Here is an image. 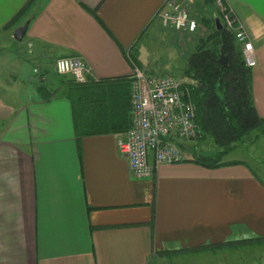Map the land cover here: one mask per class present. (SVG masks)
<instances>
[{"label":"crops","instance_id":"0c3cea01","mask_svg":"<svg viewBox=\"0 0 264 264\" xmlns=\"http://www.w3.org/2000/svg\"><path fill=\"white\" fill-rule=\"evenodd\" d=\"M164 1L0 0V37L12 44L28 21L0 73V264H264V179L250 165H201L177 139L183 161L137 177L118 149L132 125L133 56L148 74H169L152 63L155 37L184 32L161 23ZM216 1L253 45L264 119V0ZM62 56L84 61L110 132L77 137L65 84L51 82Z\"/></svg>","mask_w":264,"mask_h":264},{"label":"built area","instance_id":"2783aa9c","mask_svg":"<svg viewBox=\"0 0 264 264\" xmlns=\"http://www.w3.org/2000/svg\"><path fill=\"white\" fill-rule=\"evenodd\" d=\"M218 5L222 24L234 33L241 45L245 66H255L254 48L246 31L236 25L235 17L221 1H218ZM157 16L164 26L178 31L192 33L198 27L197 20L189 16L186 5L180 0H165ZM54 70L77 82H85L88 72L84 61L78 56L58 57ZM192 80H179L170 74L151 75L137 64H131L132 125L126 131L125 138L117 140V146L128 158L135 176H149L161 163L183 161L184 154L176 140H193L203 136V129L196 120V106L190 98V85L196 83V80Z\"/></svg>","mask_w":264,"mask_h":264},{"label":"trees","instance_id":"16d2710c","mask_svg":"<svg viewBox=\"0 0 264 264\" xmlns=\"http://www.w3.org/2000/svg\"><path fill=\"white\" fill-rule=\"evenodd\" d=\"M200 22L210 33L198 38L195 50L188 57L184 74L196 80L195 84L190 85V98L196 106V120L203 129L202 137L212 138L222 149L214 155H195L189 160L207 167L244 163L240 160L223 161L221 157L234 142L249 133H264V119L257 114L251 94L250 68L244 64L241 45L232 31L223 24L221 29H216L212 16H202ZM221 48L229 59L225 66L218 61ZM133 59L140 66L136 57L133 56ZM125 82L130 83L129 80ZM64 84L61 94L71 104L77 137L110 132L109 129L114 128L115 124H108L96 114L95 105L90 101L91 97L97 95L95 89L98 84L77 82L72 77Z\"/></svg>","mask_w":264,"mask_h":264},{"label":"rangeland","instance_id":"374dc122","mask_svg":"<svg viewBox=\"0 0 264 264\" xmlns=\"http://www.w3.org/2000/svg\"><path fill=\"white\" fill-rule=\"evenodd\" d=\"M203 0H188L187 9L192 17H194L198 22V27L195 32H181L178 35H165L160 37H155L157 47L154 52H152V63L155 67L161 70V72L168 71V73L177 79L192 80L184 74V68L187 66V60L190 53L195 50V45L198 38L205 37L210 33V30L204 26L200 19L201 17L211 16L212 13L215 16H221L219 5L216 3H202ZM208 4V5H205ZM222 23V20H220ZM176 45L173 46V38ZM11 38L1 36L0 37V73L4 76L7 70H10V65L7 61L12 59L14 54H20L15 50L18 42L13 40V43L9 42ZM160 46V47H159ZM22 55V54H21ZM185 64V66H184ZM147 73V70L144 69ZM163 71V72H164ZM157 74V73H155ZM160 74V73H158ZM183 77V78H182ZM52 80L59 85L60 83H65L69 76L59 75L55 72L51 75ZM193 81V80H192ZM130 90V83H129ZM1 94H4L0 90ZM182 141V140H181ZM184 142L189 143L191 146L196 148V155H214L222 149L218 146L212 138L204 136L201 138L193 140H185ZM222 160H240L246 162L250 165L255 172H257L261 178L264 179V133L253 131L248 135L242 137L239 141L234 142L233 146L228 149V152L221 157ZM147 264H152L149 261Z\"/></svg>","mask_w":264,"mask_h":264},{"label":"water","instance_id":"95a60500","mask_svg":"<svg viewBox=\"0 0 264 264\" xmlns=\"http://www.w3.org/2000/svg\"><path fill=\"white\" fill-rule=\"evenodd\" d=\"M214 23L216 26V29H221L223 27L222 23L220 22L219 17L215 16L214 17ZM28 27V21H26L23 25H20L18 27H16L13 31L12 37L14 38V40L16 41H21L26 33ZM228 56L224 53L223 49H220V55L218 58V61L220 64L222 65H227L228 63ZM169 137H166V139H168Z\"/></svg>","mask_w":264,"mask_h":264}]
</instances>
